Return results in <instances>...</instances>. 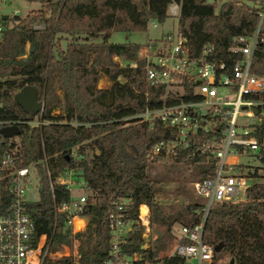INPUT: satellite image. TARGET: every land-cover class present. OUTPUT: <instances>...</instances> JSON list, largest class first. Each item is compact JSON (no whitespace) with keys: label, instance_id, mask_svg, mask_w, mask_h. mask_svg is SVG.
I'll use <instances>...</instances> for the list:
<instances>
[{"label":"trees","instance_id":"obj_1","mask_svg":"<svg viewBox=\"0 0 264 264\" xmlns=\"http://www.w3.org/2000/svg\"><path fill=\"white\" fill-rule=\"evenodd\" d=\"M31 1L39 3L40 9L23 18L13 16L12 25L5 28L0 40V157L18 143L16 167L34 166L38 173V200L27 205L35 242L46 236L51 253L69 245L67 215H55L54 210L69 201V192L61 185L50 191L43 168L45 159L52 178L59 171L79 167L90 193L81 212L87 219L85 229L74 236L80 241L77 264H101L106 258L105 210L119 197L130 200L133 216L140 205L149 207L156 240L148 254L156 256L173 242L176 225L200 222L202 208V204L189 202L184 196L182 203H160L156 184L170 181L173 171L181 176L180 168L191 169L193 182L211 174L213 165L206 158L169 163L150 158L151 147L173 137V132L162 124L147 130L138 117L147 107L156 109L164 102L196 100L194 84H187L185 94L179 97L163 87H147L141 46L110 43L109 35L145 32L151 21L162 25L169 18V5L175 3L177 29L186 40L190 56L198 57L210 43L217 57L234 60L236 56L227 55L225 49L233 38L255 30L259 21L256 13L264 1L259 5L254 0H250L252 5L246 0H220L219 5L205 0ZM35 24H42V28H35ZM262 34L251 66L252 73L260 76H264V23ZM64 36L74 39L65 50L61 48ZM80 37L83 43L78 42ZM102 75L111 83L110 88H97ZM25 86L37 90L43 106L41 115L27 113L15 101V95ZM261 99L264 101V93ZM37 118L48 123L41 127L27 124ZM4 122H16L18 135L2 134ZM255 136H264V117ZM75 147L82 156L79 161L70 155ZM87 150L92 152L89 158ZM154 168L160 172L152 176ZM187 181L185 177L177 179ZM245 196L238 203L210 207L203 242L218 248L215 264L226 260L228 264H264V185L252 184ZM9 198L7 188L0 186V204ZM137 238V244H141ZM43 264L73 263L65 257H47Z\"/></svg>","mask_w":264,"mask_h":264},{"label":"built area","instance_id":"obj_2","mask_svg":"<svg viewBox=\"0 0 264 264\" xmlns=\"http://www.w3.org/2000/svg\"><path fill=\"white\" fill-rule=\"evenodd\" d=\"M168 14L176 18L178 5L171 3ZM256 14L259 21L255 30L233 38L232 44L225 49L227 55L236 56L234 60L217 57L210 43L204 45L198 57L190 56L186 40L179 32L164 38L163 43L168 44L165 48L151 42L144 49L147 87H163L179 97L185 94L187 84H194L193 94L197 96L191 101L164 102L156 109L147 107L138 117L147 130L162 124L173 132V137L151 147L150 158L157 159L158 163L206 158L213 168L211 174L191 183L193 192L204 200L200 222L191 226L177 225L178 236L172 232L173 242L156 256L148 254L156 240L150 225L149 207L140 205L133 216L130 200L117 198L105 210L108 251L101 264H215L214 247L203 242L204 223L210 207L215 203L244 201L252 184L264 185V136H255L264 117L261 99L264 76L251 71L253 54L263 40L264 4ZM4 30L0 25V40ZM47 123L41 118L27 122L38 127ZM16 124L1 123L2 128ZM16 144L0 157V186L7 188L10 197L0 204V264H43L47 257L53 260L65 257L77 264L80 241L74 236L86 226L85 222L80 228L73 224L75 219L83 218L82 206L87 202L84 196L73 194L74 190L85 189L81 169L71 167L52 178L43 160L50 191L53 193V187L61 185L69 192V201L54 208L55 215H67L69 245L51 253L46 236H40L35 242L34 224L27 208L32 203L27 191L33 183L38 191V173L34 166L16 167L19 149ZM78 150L79 147H75L70 153L75 161L82 158ZM138 236L141 244H137Z\"/></svg>","mask_w":264,"mask_h":264},{"label":"rangeland","instance_id":"obj_3","mask_svg":"<svg viewBox=\"0 0 264 264\" xmlns=\"http://www.w3.org/2000/svg\"><path fill=\"white\" fill-rule=\"evenodd\" d=\"M264 0H254V3L259 5V3ZM207 3H217L218 5L221 3L220 0H206ZM246 4H253V2H250V0L244 1ZM40 9V4L31 1V0H0V25H2L5 28H8L12 25L11 18L13 16H19L20 18L25 17L27 14H29L32 11H37ZM3 16H7L6 20H3ZM35 28H42V24H35ZM178 32L177 29V18L169 17L167 22L163 26H157L154 28L153 26H149L147 28V31L145 32H137V33H113V36L111 37V43L114 44H124V43H138L141 44L142 50L139 51V54L141 56H144V49L148 46L151 42H156L163 48L167 47L168 44H164L163 40L164 38L171 36L173 37ZM61 40V48L65 50L66 46L70 43L74 42V39L71 37L64 36ZM79 43H83L84 40L82 37L77 39ZM96 43L97 41H89L88 43ZM26 51H28V45L26 46ZM119 65L125 66V64L120 60H116ZM122 81V79H120ZM111 83L108 81V79L105 76H101V78L98 81L97 88L98 89H106L110 88ZM77 150V149H76ZM86 155L89 158L92 155V152L87 150ZM246 162V160H243V163ZM256 165L255 163H253ZM177 170V169H176ZM181 176L179 177L178 174L176 175V171H173L170 181H164L161 183L156 184V188L158 190V196L157 199L162 204H169L173 201L182 203L183 197L188 198L189 202L192 203H200L202 204L204 200L196 195L192 188L191 183L193 180V174L191 172V169H185L180 168L179 169ZM160 172L159 168H154L150 174L154 176L155 174H158ZM189 179L188 182H177L178 178ZM33 186H30L29 190L27 191V198L31 202H36L38 200V191L36 189L35 183L32 184ZM74 196H84L86 199L89 198L90 193L85 189L80 191H73ZM190 195V196H189ZM178 226L176 225L173 228L174 235L178 236ZM64 254V252L62 251ZM229 261H219L217 264H228Z\"/></svg>","mask_w":264,"mask_h":264},{"label":"water","instance_id":"obj_4","mask_svg":"<svg viewBox=\"0 0 264 264\" xmlns=\"http://www.w3.org/2000/svg\"><path fill=\"white\" fill-rule=\"evenodd\" d=\"M7 16H3V20H6ZM15 101L19 104L27 113L38 114L42 110V103L38 101V92L34 87L25 86L16 95ZM2 134L6 136H15L19 133L17 126L4 127L1 130ZM218 248H215L217 251Z\"/></svg>","mask_w":264,"mask_h":264},{"label":"crops","instance_id":"obj_5","mask_svg":"<svg viewBox=\"0 0 264 264\" xmlns=\"http://www.w3.org/2000/svg\"><path fill=\"white\" fill-rule=\"evenodd\" d=\"M205 1H206V0H205ZM176 18H177V17H176ZM166 22H167V21H166ZM166 22H165V23H166ZM165 23H164V24H165ZM164 24L159 25V26H163ZM150 25L153 26L154 28H156V27L158 26V24H156V23L153 22V21H151V22L148 24V27H149ZM154 25H155V26H154ZM148 27H147V28H148ZM112 36H113V33L110 34V35H109V38H108V42H110V43H111L110 40H111V37H112ZM136 44H138V43H136ZM139 45H141V44H139ZM140 50H142V48H141ZM142 51H143V50H142ZM115 60L120 61V59H118V58H116ZM82 219L84 220L85 223H87V219H86L85 217H83Z\"/></svg>","mask_w":264,"mask_h":264},{"label":"bare ground","instance_id":"obj_6","mask_svg":"<svg viewBox=\"0 0 264 264\" xmlns=\"http://www.w3.org/2000/svg\"><path fill=\"white\" fill-rule=\"evenodd\" d=\"M144 208H142V212L144 213ZM81 223V224H80ZM73 224H74V226H75V228H80L83 224H84V220L83 219H80V220H78V219H75L74 221H73Z\"/></svg>","mask_w":264,"mask_h":264}]
</instances>
